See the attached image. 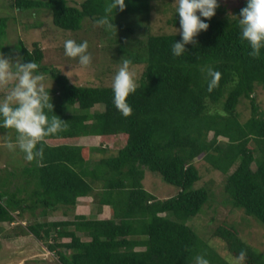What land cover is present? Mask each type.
Listing matches in <instances>:
<instances>
[{"label":"trees","instance_id":"16d2710c","mask_svg":"<svg viewBox=\"0 0 264 264\" xmlns=\"http://www.w3.org/2000/svg\"><path fill=\"white\" fill-rule=\"evenodd\" d=\"M109 2L0 0V52L20 57L22 63L35 61L38 72L52 79L54 113L49 116L56 114L67 125L37 146L43 147L42 159L27 162L19 171L0 169V247L30 235L59 264H196L198 256L209 264H230L186 222L213 196L208 187H194L200 179L195 164L200 156L223 174L225 202L264 226V111L258 110L254 97L256 86L264 88V49L253 58L248 42L241 39L239 14L247 0H240L231 14L218 0L215 15L201 17L209 28L197 35L196 45H185L187 51L180 56L172 53L174 42L182 40L179 32L147 31L140 38L117 21L125 15L147 25L152 0H125V10L117 7L110 14L117 35L96 23ZM13 8L41 14L49 10L51 23L74 33L77 43L86 37L80 34L82 24L96 23L92 39L103 44L99 51L108 56L123 52L132 63L142 62L139 87L127 97L131 115L125 117L116 108L112 86L74 84L57 67L44 64L38 41L27 46L17 38L14 44H3ZM179 19L175 11L169 21L177 25ZM36 22L24 26L35 28ZM121 32L127 33L123 42ZM208 68L221 73L211 91ZM241 99L250 109L243 121L237 111ZM98 104L103 108L89 111ZM0 130L3 142L11 138L15 143L14 129ZM119 141L113 153L91 162L94 151L111 150ZM101 143L103 149L94 146ZM144 169L176 186L177 193L156 198L142 186ZM18 177L19 185L14 182ZM85 196L92 197L98 211L108 206L110 216L74 213L76 199ZM26 212L42 219L11 224L17 217L23 220ZM48 213L60 216L45 219ZM214 235L234 258L244 250L243 264H264V255L239 237L235 224L220 223Z\"/></svg>","mask_w":264,"mask_h":264},{"label":"rangeland","instance_id":"374dc122","mask_svg":"<svg viewBox=\"0 0 264 264\" xmlns=\"http://www.w3.org/2000/svg\"><path fill=\"white\" fill-rule=\"evenodd\" d=\"M74 1L79 2L81 0ZM239 1L240 0H219L225 8V13L229 14H231L233 8L239 4ZM177 5L178 0H152L147 25L144 24V22L138 21L136 18L125 15L119 16V20L117 21L121 22V24L126 27H130L133 30L132 34L140 38H144L147 31L154 34L177 32V29H180V24L173 25L169 21L171 16L175 13ZM11 11L13 20L9 19L8 21L3 44H14L17 38H20L27 46H29L32 41H38L43 49L42 62L46 65L57 67L60 72L66 75L71 83L88 86H112L114 76L127 55L125 56L123 55V52H120L118 53L120 56L115 54L114 56H108L110 55L108 52L98 50V46L100 49V47H103V44L99 43L98 45L92 39L93 34L95 33L96 23L93 24L90 21H85V23L82 24L80 34H82V36L85 34L84 36L86 37L82 39L83 37L76 36L77 40L82 39L87 41L89 45L88 53L91 54L92 61L90 65L85 67L80 65L78 58H70L65 55L64 42L68 39H72V37L75 38V35L70 31L64 32V30L55 27L51 23L50 12H48L49 10L44 14L30 10L20 12L14 8ZM34 20H37L34 24H38L35 28L24 26L25 23L29 24ZM120 35H122L121 42H123L127 33L121 32ZM131 68L136 71L139 80L143 71V63H132ZM44 76L46 87H50L51 83L52 86H54L52 79L47 75ZM2 97L3 96H0V98ZM254 97L258 110L264 111V88L256 86ZM101 108H103L102 105L98 104L90 108L89 111ZM237 111L241 121L249 116L250 109L246 99L240 100L237 105ZM3 133L4 131L0 130V169H2L3 172L4 170L13 169L19 171L21 167L27 165L28 161L25 159V154L18 147L15 150H9L4 146L7 140L3 142ZM94 140L95 143L97 139ZM77 141L75 139L70 140V142ZM82 142L90 143L89 139H83ZM103 144L104 143L94 146H99L103 149ZM120 145L121 141L116 142L114 148L113 146L110 147L113 148L111 150L109 149L101 152L94 151L92 153L91 162L97 160L101 155L104 156L113 153L112 151ZM195 164L200 172V179L195 183L194 187H208L213 196L212 200L210 201L209 199V203L204 205L203 211L187 219L186 223L193 228L198 236L205 240L214 251L226 259L228 263L236 258L227 251L225 243L214 235V230L220 223L235 224L237 226L239 237L245 243L249 244L255 250L264 255V226L253 217L244 216L240 210L232 208L228 202H225V198L227 197L222 189L223 174L211 169L200 159V156L197 157ZM2 170H0V172H2ZM20 181V177H18V180H14L18 185L20 184ZM141 183L145 190L158 199L171 197L178 191L176 186L164 182L158 174L147 169H144ZM96 186L97 184L94 183L93 188ZM86 198L87 199L78 200L76 204H83L86 206L83 211H80V213L87 214L88 217H93L97 213V205L92 200V197L86 196ZM84 200H89V202L87 203V201ZM74 208V212L77 214L79 212L78 207L76 209V206H74L73 209ZM50 214L46 215L45 219L53 220L60 216L56 213H54L55 215ZM38 218L39 220L42 219L40 217H33L26 212L23 213L21 217L23 220H20V217H17V222L14 221L11 224H24L25 222H28V220L29 222H33V220ZM5 227L7 228V225H5ZM27 236L28 238L17 240L16 245L14 243L12 246L4 245L3 247H0V264H59L54 254L48 251L44 244L32 238L30 235Z\"/></svg>","mask_w":264,"mask_h":264},{"label":"clouds","instance_id":"9594fccd","mask_svg":"<svg viewBox=\"0 0 264 264\" xmlns=\"http://www.w3.org/2000/svg\"><path fill=\"white\" fill-rule=\"evenodd\" d=\"M220 5L218 0H178L176 13L179 14L181 41H175L172 45V53L180 56L187 50L185 45H196L195 39L201 30H207L209 24L204 19H211ZM119 7L125 10V0H111L104 8L105 15L96 21L108 31L117 35V26L110 19V14ZM199 13V14H198ZM239 26L241 39L250 46L249 55L259 58L261 49H264V0H247L246 7L239 14ZM115 18V17H114ZM176 32V33H177ZM88 42L77 43L73 39L64 42L65 55L70 58H78L82 66L91 64L92 57L88 53ZM132 61L124 59L116 72L112 89L114 104L125 117L131 115L132 108L127 103V97L135 93L138 84V76L131 68ZM39 65L35 61L22 63L21 58L6 57L0 52V128L14 129L17 133L15 143L9 138L4 146L9 150L17 147L25 154L28 162L35 158H43V147L37 146L45 141V138L66 129L65 120L54 113V104L50 95V87H46L45 76L38 72ZM207 74L211 79L208 90L218 86L221 73L208 68ZM246 252L242 250L239 256L230 261V264H243ZM196 264H209L202 256L196 257Z\"/></svg>","mask_w":264,"mask_h":264},{"label":"crops","instance_id":"0c3cea01","mask_svg":"<svg viewBox=\"0 0 264 264\" xmlns=\"http://www.w3.org/2000/svg\"><path fill=\"white\" fill-rule=\"evenodd\" d=\"M87 197H89V196H87ZM80 199H87V198H86V196H85V197H79V198L76 199V202H77L78 200H80ZM84 201H87V203L89 202V200H84ZM76 202H75L76 209H77V207H78L79 212H80V211H83V209H84L86 206H84L83 204H82V205H77ZM74 211H75V208L73 209V212H74ZM76 211H77V210H76ZM74 213H75V212H74ZM110 214H111L110 208H109L108 206L104 205V206H102V208H101L100 211L97 210V213H96L95 216L90 217V218H96V217H97V218H106V217H109ZM48 215H49V213H48ZM50 215H52V214H50ZM70 218H71V217H70ZM70 218H67V219H70ZM25 238H28V236H25ZM10 246H11V245H10Z\"/></svg>","mask_w":264,"mask_h":264}]
</instances>
